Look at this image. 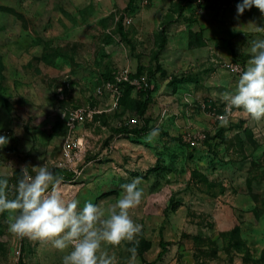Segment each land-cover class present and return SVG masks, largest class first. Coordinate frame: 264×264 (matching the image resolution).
Returning <instances> with one entry per match:
<instances>
[{
    "label": "rangeland",
    "instance_id": "rangeland-1",
    "mask_svg": "<svg viewBox=\"0 0 264 264\" xmlns=\"http://www.w3.org/2000/svg\"><path fill=\"white\" fill-rule=\"evenodd\" d=\"M129 1L0 0L12 9L0 11V135L8 137L0 176L8 179L9 196L22 166L67 164L62 148L71 132L83 140V153L72 180L57 176L66 200L108 207L122 184L141 178L142 200L130 214L143 228L134 241L109 248L117 264H264V120L238 109L227 126L218 120L225 110L219 94L234 91L239 79L223 64L246 62L247 48L264 34L246 23L263 26L264 14L252 7L257 12L237 16L241 0H188L182 12L179 0ZM82 2L90 7L79 24ZM195 12L207 28L233 32L213 40L214 57L181 54L182 46L204 47L202 33L191 30ZM163 24L164 74L149 78ZM125 71L138 76V86L120 83L116 100L103 76ZM180 78L186 82L169 83ZM145 83L152 90L145 133H119L144 124L136 107ZM154 127L160 134L148 143ZM196 135L205 139L192 148ZM9 223V213H0V264H61L63 253L11 233Z\"/></svg>",
    "mask_w": 264,
    "mask_h": 264
},
{
    "label": "clouds",
    "instance_id": "clouds-1",
    "mask_svg": "<svg viewBox=\"0 0 264 264\" xmlns=\"http://www.w3.org/2000/svg\"><path fill=\"white\" fill-rule=\"evenodd\" d=\"M252 7L264 14V0H241L236 5L237 16ZM249 25L255 32H264V26ZM246 51L250 59L239 73L235 90L219 94L225 104L224 113L218 116L222 126L229 124L234 109L253 120H264V38L253 40ZM159 134L154 127L146 142H153ZM7 143L8 137L0 135V148ZM20 175L11 197L8 179L0 176V213H9L11 233L40 240L63 253L61 264H117L109 248L134 241L142 231L143 225L130 214L142 200L140 177L122 184V194L108 207L90 201L81 207L79 199L63 197L58 190L60 178L47 166H22ZM128 251L134 260L135 245Z\"/></svg>",
    "mask_w": 264,
    "mask_h": 264
},
{
    "label": "built area",
    "instance_id": "built-area-1",
    "mask_svg": "<svg viewBox=\"0 0 264 264\" xmlns=\"http://www.w3.org/2000/svg\"><path fill=\"white\" fill-rule=\"evenodd\" d=\"M150 0H141V3L143 5H147ZM197 4H200L203 2V0H195ZM129 23V20H128ZM223 68L230 73L231 75L238 77L239 78V73L240 71L246 69L245 65L239 63V62H232V61H226L223 64ZM130 74H128V71H125L122 73L120 76H115L113 78V81L107 82L106 83V88L109 89L112 92V95L116 98L119 97L118 93V85L122 82H128L130 84H134V80L130 79L129 77ZM138 86V85H137ZM142 87L146 88L147 83L141 84L139 88L141 89ZM78 114H81V112H78L75 114V116L69 118L67 125L69 126V129L73 128V121L78 118ZM205 139V136L203 135H196L188 141V144L190 147L195 148L200 145V143ZM83 153V140L80 138H76L75 135L71 134L65 139L63 143V148H62V160L65 166L61 169H64L66 171L72 172V166L74 163H77L81 159V155ZM74 174V173H73Z\"/></svg>",
    "mask_w": 264,
    "mask_h": 264
},
{
    "label": "trees",
    "instance_id": "trees-1",
    "mask_svg": "<svg viewBox=\"0 0 264 264\" xmlns=\"http://www.w3.org/2000/svg\"><path fill=\"white\" fill-rule=\"evenodd\" d=\"M186 0H182V3H184ZM132 0L129 1V3H131ZM12 10L10 7H6V6H3V5H0V11H7V10ZM183 9L181 7V5H179V12H182ZM167 28V24H163L161 26V32H160V35H159V42L157 44V49H156V52L154 53V61H155V70L153 71H149L148 72V76L149 78L153 77L156 73H162L164 74L163 70L161 69L158 61H159V55L165 50L166 48V45H167V37H166V34H165V30ZM122 38L125 39V35H121ZM240 62V61H239ZM241 64L244 65V61H241L240 62ZM130 79H137L138 76L136 74H130L129 75ZM103 78L106 80V81H113V77L111 78V76L109 75H104ZM184 83L186 82L185 79L183 78H180L179 81H177L176 79H171L169 81V83L173 84V83ZM151 87L149 86V83H147V87L144 88L142 87L138 93V98H139V101H137V107H136V113L137 115L144 120V124L138 128V129H128L127 127H121L119 129V133H123V134H127V135H133V136H136V137H140L141 135H143L146 131V128H147V120L144 118L145 114H146V111H147V108H148V105L150 103V100H151ZM53 173L58 176V177H62L63 179L65 180H72L74 178V174L69 172V171H66L64 169H61V168H54L52 169ZM164 251H162L159 255H158V258H160L162 255H163ZM262 256H263V260H264V248H263V251H262Z\"/></svg>",
    "mask_w": 264,
    "mask_h": 264
},
{
    "label": "crops",
    "instance_id": "crops-1",
    "mask_svg": "<svg viewBox=\"0 0 264 264\" xmlns=\"http://www.w3.org/2000/svg\"><path fill=\"white\" fill-rule=\"evenodd\" d=\"M152 1L153 0H151L150 1V3H152ZM186 1H188V0H186ZM185 1V2H186ZM195 1V0H194ZM205 1V0H204ZM181 3H182V0H179V2H178V4L179 5H181ZM93 4H95V5H97V7H96V9H97V13H98V10H99V3H93ZM101 5V4H100ZM155 5H156V3H155ZM154 5V6H155ZM232 5H235V2H234V0H233V2H232ZM90 7V5L88 4L87 5V2H82V5L80 6V14H79V16H80V18H79V16H78V18L79 19H77L76 21L79 23V24H83L86 20H87V15H88V12H89V10H88V8ZM94 8V7H93ZM155 8V7H154ZM155 9H158V6H156V8ZM201 9L202 8H200V11H201ZM251 10V9H250ZM255 9H253L252 8V11H254ZM254 12H257V11H254ZM196 13V12H195ZM197 15L196 16H194V18H195V21L193 22V28H191V30L193 31V33H198V32H201L202 33V40H203V45H204V47H202V48H194V49H192V50H190V49H188V47H187V45H186V47L185 46H182V52H181V54L183 53V54H186V55H195L196 57H198V58H202L203 56H206L207 54L210 56V57H214V54L216 55V49H215V47H213V46H215V44L213 43V40L214 39H226V38H231V37H233V32L232 31H225V30H219V31H217V30H215V29H211V28H207V23H208V21L207 22H205V21H203L202 19H201V17L203 18V14H201V13H196ZM263 18H264V16H262ZM248 20L251 22V24H252V21L248 18ZM247 22V21H246ZM250 22H247L246 24L248 25V26H250L249 24H250ZM262 23V22H261ZM184 24H190L189 23V21L187 20L186 22H184ZM262 25L264 26V23H262ZM210 26V25H209ZM256 26H260V25H256ZM230 32V33H229ZM258 35L259 34H263L264 32H256ZM250 35H247L246 36V38L248 39V37H249ZM260 36V35H259ZM261 38H264V34L261 36ZM183 45V44H182ZM184 48V49H183ZM166 50H167V46H166V48H165ZM168 49L169 50H172L171 48H170V46H168ZM212 49L214 50V53H213V51H212ZM174 53L177 55V56H180L181 54H178V52H176V51H174ZM183 56V55H182ZM185 56V55H184ZM217 56H219V55H217ZM249 59H250V57H249V54H247V59H246V62H244V65H245V67H247L248 66V62H249ZM238 62V61H237ZM240 63V62H239ZM231 86H233V85H231ZM231 89H232V87H230ZM231 89H229V91L228 92H231L232 90ZM226 91V88L224 87V91L223 92H225Z\"/></svg>",
    "mask_w": 264,
    "mask_h": 264
}]
</instances>
